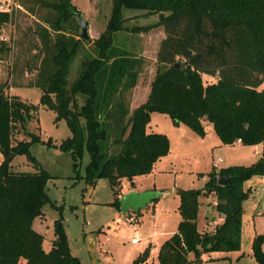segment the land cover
Listing matches in <instances>:
<instances>
[{"label": "trees", "instance_id": "obj_1", "mask_svg": "<svg viewBox=\"0 0 264 264\" xmlns=\"http://www.w3.org/2000/svg\"><path fill=\"white\" fill-rule=\"evenodd\" d=\"M31 4L43 10L37 14L36 25L41 56L29 82L40 91L39 102L7 95L5 83L0 82V264H80L70 253L60 207L43 192L48 174L29 152L32 144L42 143L37 134L24 128L38 104L52 110L54 120L63 119L69 130L56 147L69 154L74 178L87 185L106 178L111 204L118 211L120 178L130 180L150 172L169 150L165 134L146 131L152 112L167 115L172 125L183 124L198 136L204 135L206 121L223 145H232L236 139L244 146L261 144L250 164L212 166L199 188L175 190L180 219L159 245L156 259L158 264H199L203 252L238 250L242 202L249 194L243 182L253 175L264 176V0H110L104 29L87 38L96 54L81 61L69 84L68 64L83 41L78 10L70 0H32ZM31 4L27 8L34 13L37 9ZM124 8L157 12L154 24L164 31L147 97L130 112L113 102L114 96L134 85L141 63L112 45V33L125 28ZM10 17L11 11L0 10V23ZM149 26L130 28L138 31ZM203 75L211 80L204 82ZM15 132H23L27 140H15ZM110 135L118 150L106 155L102 143ZM45 145H51L48 139ZM84 152L88 161L79 174ZM16 155H24L37 171H11ZM219 177L223 184L217 183ZM207 194L214 196V209L223 219L212 231L201 232L196 216L199 198ZM46 202L58 212L48 250L42 248L43 236L30 225L32 218L42 215ZM263 240V234H255L250 242L257 264H264ZM148 248L130 264H142Z\"/></svg>", "mask_w": 264, "mask_h": 264}, {"label": "rangeland", "instance_id": "obj_2", "mask_svg": "<svg viewBox=\"0 0 264 264\" xmlns=\"http://www.w3.org/2000/svg\"><path fill=\"white\" fill-rule=\"evenodd\" d=\"M0 1L8 5V11H11L10 20L0 23V82L5 83L4 92L7 95H16L25 102L37 104L40 91L29 86V82L37 72L41 56L38 52L36 25L43 10L31 4L32 0ZM70 1L79 9L82 18L87 16L88 11L97 7L94 28H103V13L106 12L108 16L110 0H94L96 6L89 0ZM30 4L37 9L36 12L31 13L28 10L27 5ZM137 10L124 8L122 14L124 16ZM152 17L150 15L147 19L135 18L131 23L124 20L123 24L149 22ZM120 33V30L112 33V45L124 50L125 42L118 40ZM89 37L91 40V36ZM90 40L83 39L69 62L67 84L76 77L81 61L95 56L96 51ZM126 49L134 53V46L131 44H126ZM137 67L141 73L139 87L143 90L148 85L150 76L154 74L155 64L154 61L146 60L141 61ZM203 80L207 82L211 78L203 75ZM54 116L52 110L38 104L36 112L24 128L27 132L37 134L42 140V143L32 144L29 152L48 174L43 184V192L50 202L60 207L70 253L79 259L80 264H130L131 259L149 243L151 245L148 248V257L142 264H158L156 253L159 244L167 234L175 231V207L178 201L175 190L202 186L206 179L205 174L213 166L212 162H217L218 168L227 165H248L259 155L260 147L257 145H223L211 124L206 121L203 122L204 135L198 136L185 125L174 127L167 115L152 112L148 125L154 132L166 135L169 150L150 172L135 175L130 180L120 178L118 189L122 194L129 191L156 190L159 196L139 208V214L132 210L121 214L111 204L113 195L106 178H98L93 185H87L82 179L74 178L69 154L56 147L69 135V130L63 119L54 120ZM112 137L114 135H110L108 141L102 143V151L106 155H112L118 150V147L110 142ZM13 138L27 140L23 132H15ZM47 139L50 146L45 145ZM254 150H257V153H254ZM87 161L88 154L84 152L78 167L79 174L83 173ZM10 165L13 172L37 171L24 155L14 156ZM199 173L204 176L199 177ZM243 188H248L249 194L242 202L239 249L203 252L200 254L199 264H257L250 254V242L255 234L264 235L262 176H251L243 182ZM199 202L200 210L203 213L206 210L212 219H216L215 212L213 214L214 196H201ZM200 210L198 209L196 216V227L197 223L200 225L202 222ZM41 212L42 215L32 218L30 225L43 236L42 248L48 250L53 238L52 221L58 216V212L49 202L41 206ZM129 217H132L133 221H129ZM198 230L209 232L213 228L199 226ZM130 238H135L136 242L130 243ZM260 247L264 250V240Z\"/></svg>", "mask_w": 264, "mask_h": 264}, {"label": "crops", "instance_id": "obj_3", "mask_svg": "<svg viewBox=\"0 0 264 264\" xmlns=\"http://www.w3.org/2000/svg\"><path fill=\"white\" fill-rule=\"evenodd\" d=\"M89 1L91 3H93V5L96 6V1H94V0H89ZM132 9H134V8H132ZM77 10H79V9L77 8ZM96 10H98V8L94 7V9L92 11H88L87 12V16L86 17L84 16V18L87 20V33H88L89 36H91V38H94V37L98 36V34L104 29L106 21H107V18H108V16L106 15V12L103 11L104 12L103 13L104 21L102 22L103 23L102 24L103 28H100V29L96 30L94 28L95 16H97V14L95 13ZM150 15L153 16V17L151 18V21H149V22L142 20L144 22L133 23L132 25H130L129 23H127L125 25L123 24L125 26V28L120 30L121 33L118 36V40H122L123 42H125L124 43V46H125L124 50L126 52H128L132 58H135L138 62L139 61H146V60L154 61L155 54H156V51H157V48H158V44H159L160 39L164 36V31H163V28H162L161 25L154 24L155 21L157 20V12L146 14V13L143 12V10L138 9L137 11H132V12H130V13H128V14L123 16L125 18V20L130 22L131 20H134L135 18L147 19V18L150 17ZM148 24L150 25L149 27L141 28L138 31L137 30H131V28H130L132 26L148 25ZM126 44H131L132 46H134V51H133L134 53H132L131 51H127ZM140 74L141 73H140V71L138 69V73H137L134 85L130 89H127L126 91L118 93L119 95H116V96L113 97V102L114 103H116V104H117V102L121 103L120 106H122L124 108H127L129 112L146 99L148 91H149V84H150V81L152 80L153 76H150L149 81H148V85L145 88H143V90H141L140 87H139V80L141 78ZM179 125H181V124H178L177 126H174V127H179ZM146 131L147 132L153 131V130L150 129V126L148 124L146 126ZM234 143L240 144V142H236V141ZM255 145L259 146L260 149H261V144H255ZM255 145H251V146H255ZM260 149H259V153H260ZM254 153H257V150H254ZM160 158H162V157H160ZM156 162L153 164L152 167H154ZM212 165H214L215 167L218 168V163L217 162H212ZM121 194L122 193L119 191V195L118 196L120 197ZM213 204H214V202H213ZM177 205H178V201H177V204H176V207H175V211H176V215H177L176 224H177V222L180 219L179 214H178L177 209H176ZM198 209L200 210V207ZM200 212L202 214V222H201L200 225H198V223H197V227H198L197 229H199V226L200 227L203 226V227H207V228L209 227V228L212 229L213 227H212V223L211 222L214 219L211 218V216L209 215V212H207L206 210H205V213H203V211H201V210H200ZM214 212H215V217H216L217 216L216 210L213 211V214H214ZM138 218H140V216ZM175 228H176V225H175ZM171 234L172 233L167 234L166 237L164 238V240L167 239ZM132 244H134V243H132ZM150 245H151V243L148 244V246H150ZM141 251H139V252H141ZM190 257L191 256L189 255V258Z\"/></svg>", "mask_w": 264, "mask_h": 264}, {"label": "water", "instance_id": "obj_4", "mask_svg": "<svg viewBox=\"0 0 264 264\" xmlns=\"http://www.w3.org/2000/svg\"><path fill=\"white\" fill-rule=\"evenodd\" d=\"M77 19L80 27L79 37L86 39L89 37L87 33V20L82 18L79 13H77ZM224 180L222 177L217 178L218 184H223ZM159 193L156 190H145V191H129L122 194L118 198L119 202V212L124 214L127 210H132L136 212L139 208L148 204L151 200L157 198Z\"/></svg>", "mask_w": 264, "mask_h": 264}, {"label": "built area", "instance_id": "obj_5", "mask_svg": "<svg viewBox=\"0 0 264 264\" xmlns=\"http://www.w3.org/2000/svg\"><path fill=\"white\" fill-rule=\"evenodd\" d=\"M0 10H4V11H8L9 7L8 5H5L3 2L0 1ZM236 142H240L239 139L235 140ZM220 159H217V161H219ZM214 166V165H213ZM215 167V166H214ZM262 180H264V176H262ZM129 221H133L132 217L128 218ZM223 219V214L220 212H217V216L216 219H214L211 223H212V227L214 228V226H216L217 224H219ZM136 239L135 238H130V243H135Z\"/></svg>", "mask_w": 264, "mask_h": 264}]
</instances>
